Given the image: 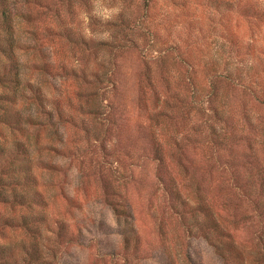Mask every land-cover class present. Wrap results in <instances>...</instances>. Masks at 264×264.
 Segmentation results:
<instances>
[{
	"label": "rangeland",
	"instance_id": "rangeland-1",
	"mask_svg": "<svg viewBox=\"0 0 264 264\" xmlns=\"http://www.w3.org/2000/svg\"><path fill=\"white\" fill-rule=\"evenodd\" d=\"M7 3L0 264H264V0Z\"/></svg>",
	"mask_w": 264,
	"mask_h": 264
},
{
	"label": "trees",
	"instance_id": "trees-1",
	"mask_svg": "<svg viewBox=\"0 0 264 264\" xmlns=\"http://www.w3.org/2000/svg\"><path fill=\"white\" fill-rule=\"evenodd\" d=\"M13 29V19L12 10L7 3V0H0V54L9 57L12 60L3 61L0 67V82L8 81L14 89L18 88L20 83V71L19 63L14 58V47L18 45V41L15 39L12 30ZM2 99H7L5 95ZM5 124L11 127L21 126V116L18 113H10L6 109L0 111V124ZM19 143V142H18ZM17 143L15 150L9 152L8 154L3 148H0V185L8 184L12 189L10 204L16 203L19 205L31 204L34 199L37 202H43L42 196L37 200L34 191V195H29L28 190L24 192H15L17 189L15 186L20 181H22V188L27 189L26 184L33 178L31 171L30 157L28 156L25 148H21L20 144ZM9 178V183L6 182V177ZM30 191V190H29ZM31 192V191H30ZM30 196V197H29ZM3 198V202L7 201V198ZM44 203V202H43ZM11 218L6 219V224L11 225ZM29 229L30 227L27 226ZM36 247V245H33ZM0 256L1 253H0ZM11 257L10 255L8 256ZM7 257V258H8ZM7 260V259H6Z\"/></svg>",
	"mask_w": 264,
	"mask_h": 264
}]
</instances>
